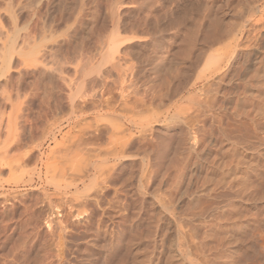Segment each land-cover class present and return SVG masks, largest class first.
<instances>
[{
    "label": "rangeland",
    "instance_id": "obj_1",
    "mask_svg": "<svg viewBox=\"0 0 264 264\" xmlns=\"http://www.w3.org/2000/svg\"><path fill=\"white\" fill-rule=\"evenodd\" d=\"M158 1L0 0V264L212 262L208 217L188 225L184 253L201 202L199 58L254 5Z\"/></svg>",
    "mask_w": 264,
    "mask_h": 264
},
{
    "label": "bare ground",
    "instance_id": "obj_2",
    "mask_svg": "<svg viewBox=\"0 0 264 264\" xmlns=\"http://www.w3.org/2000/svg\"><path fill=\"white\" fill-rule=\"evenodd\" d=\"M170 1H173V0H170ZM245 1L254 5L251 7V5L248 4L251 7V9L249 8L250 11L247 9L248 12L245 11L244 14H239V15L236 14V16L234 15V17L231 19V21H232L231 24L227 20V22L230 24V25H228V27L225 25L226 23H223L225 21H223V22L220 21L221 23L219 25H217L218 28H216L217 30L215 31V34H214L215 36H213L214 40H213L212 46L211 47L206 46L205 49L203 48L202 53H201V49H199L200 50L199 52L201 53V56L199 58L200 59V65H201V68H200L201 74H199V73L198 74L201 77L200 76H197V77L201 79L202 85L201 84L200 85L202 86V88H200L201 91L199 90V96L200 97L199 96L196 97L197 99L198 98L200 99V101H199V99L196 101L197 103L199 102L198 103V108H199L198 111L200 113L199 114L200 119H199V117L197 118V116H198L197 113L195 114L196 115L195 118H197L198 123L200 122L199 124L201 125L200 127L198 126L199 127L198 129H200V133H201V140L199 139L200 140V149H199V152L197 151L198 152L197 153L198 154L197 155L198 156V162L196 161L197 158H195L196 159L195 161L197 163L193 162L195 164L194 171L197 172V174H196V176H194V174H195L194 173L192 176L194 178L195 177L197 178V176H198V181H199L198 186H199L201 193H197L196 195L198 197L199 194H201L200 195L201 205H200V203H198L199 202L198 201L197 203H198V206H200V207H199V209H198V206L195 208V210L196 209H198V210H197V212L194 211V214H192L194 209L191 210L193 206L191 207V209L188 208L191 211L190 210L187 211V213L188 212H190V213H188V215L186 213L187 217L185 216V218L187 219V221L185 223L187 225L186 226V228H187V227H190L188 225L191 223V221H193V219L194 220L196 219L195 222L193 221L194 223H196L197 220H199V219L203 220L204 218H207V217L210 218L208 223L211 224L209 226H211L213 228L214 233H212V234L214 235L213 236L214 237L213 238L214 239L213 240L214 241V247H213V254H212V257H213L212 262L206 263V260L204 262H202L204 260V258H202L203 260L198 262V264H264V0H244V2ZM159 2H162V1L159 0L158 3ZM173 3H175V2H173ZM242 3H243V0H242ZM256 4H259V6L258 5L255 6ZM162 5H164V4H162ZM153 11H154V9H153ZM162 14H163V12H162ZM193 18H194V16H193ZM176 26H177V24H176ZM224 27L225 28L227 27V29H224ZM157 31L158 30H156V32ZM160 32L161 31H158L159 34H160ZM151 33H150V35H151ZM158 33H156V34H158ZM162 38H164L163 35H162ZM154 39H156V38H154ZM157 39H160V38H157ZM190 39H191V37H190ZM119 44H118V46H119ZM159 45L157 43V46H159ZM118 46H117V48H118ZM153 46H154V43H153ZM157 46L155 44V48ZM157 48L160 49L159 47H157ZM114 51H116V49ZM178 52H181V51H178ZM112 55H114V54H112ZM185 55H187V54H185ZM110 57H112V56H110ZM152 57H154V55ZM155 57H156V54H155ZM155 57H154V59L156 61L154 59L153 60L155 62H158L159 59L157 60V57L156 58ZM150 58H151V56H150ZM112 59L114 61L116 58L115 59L112 58ZM148 59H149V57H148ZM148 59L146 61L152 60V59H150V60H148ZM124 60H126V59L124 58ZM175 61H176V59H175ZM115 62H117V60H115ZM176 63H179V61ZM148 65H149V63H148ZM158 65H160L159 62L155 66H158ZM113 66H112V69L117 67L116 65H113ZM158 68L161 69L160 67H157V69L155 68L154 70H158ZM131 69H132V67H131ZM154 70H153V73H154ZM79 71H80V69H79ZM156 73H158V72H156ZM156 73H154V74L156 75ZM79 77H80V75H79ZM154 77H153V79H154ZM149 78L151 79V77H149ZM159 79H160V77H159ZM163 80H164V78H163ZM166 81H165V83H166ZM169 82L170 81H168V85H169ZM165 83H164V85H165ZM162 84H160V85L162 86ZM78 86H79V84H78ZM173 86L175 87V85H173ZM173 86H172V88H173ZM155 87L157 89H159L158 86H155ZM187 87H188V85H187ZM179 88H181V87L180 86L177 88L175 87V88H173V90L175 91L176 89H178V93H181L182 88L181 89H179ZM82 89H85V88L82 87ZM153 89H154V87H153ZM167 89H169V88H167ZM162 91L164 92V90H162ZM166 92H164V94H166V95H164L162 93L163 95L161 94V95H159V97L165 96L168 100V97H171L172 95L169 96L167 90H166ZM192 96L193 95H191L190 97H192ZM151 97L153 100H155L153 98L154 96H151ZM157 97L158 96H156V98ZM172 97H174V96H172ZM159 100L160 99L158 98L157 101H159ZM171 100L172 99H170V101ZM155 101L153 103H155ZM92 103H94V102H92ZM130 103H131V101H130ZM84 104H87V102H85ZM89 105H86L85 107L87 108V107H89ZM106 105H107V102H106ZM147 106H150V105H147ZM187 106H189V105H187ZM115 117H117V116H114V118ZM188 118L193 119V117H188ZM107 119H105V120H107ZM187 120H189V119H187ZM121 123H120V126H121ZM190 123H191V121H190ZM190 123L188 121L187 124H190ZM115 124H117V123H115ZM115 124H114L115 127L113 126L114 128L117 127V125H115ZM191 127H192V125H191ZM104 128H105V125H104ZM88 129H89V127H88ZM99 129H100V127H99ZM107 129H108V127H107ZM195 129H197V128H195ZM196 132H199V131H196ZM196 132H195V134H196ZM110 138H112V137H110ZM110 138H107V139L110 141ZM81 140L82 139L80 138V141ZM103 140H105V139H103ZM113 140H114V138H113ZM75 141L78 143L79 138H78V140H75ZM121 142H124V141L121 140ZM197 142H199V141H197ZM73 143H74V141H73ZM83 143H85V142L83 141ZM83 143L81 141V143L79 142L77 144V146L75 145V143H74V145L79 150L80 146L84 147V145L79 146V144H83ZM123 144L125 145L124 151L126 152V147H127L126 145L128 143H123ZM86 145H88V144H86ZM92 145H96V144L91 143V146ZM113 145H114V143H113ZM113 145H111V146H113ZM124 145H120V146L124 147ZM117 146H116V148H117ZM120 148H121L120 149V152H121L123 149H122V147H120ZM81 149L85 150L84 148H81ZM109 150H110V147H109ZM86 151H88V149ZM86 151H84V152L87 153ZM116 151H117L116 149H113L112 153H114V152L116 153ZM124 151H122V152H124ZM120 152L118 149V153H120ZM82 153H83V151H82ZM106 153L108 155L110 154V156L111 155L113 156V154L111 152H106ZM115 153H114V156H115ZM80 154H78L76 156V159H78L76 161L78 166H80V163H79L80 162V159H79ZM94 154H95V152H94ZM91 155H93V154H91ZM97 155H99V154H97ZM190 155H188V156H190ZM84 156H85V154H84ZM86 156H88V155L86 154ZM118 156H120V154H118ZM118 156H117V158H118ZM122 157H123V155H122ZM86 158H88V157H86ZM113 158H111V159H113ZM191 158H192V155H191ZM191 158L189 161H191ZM76 159L74 158V160H76ZM114 159H116V158H114ZM81 160H82V158H81ZM86 165H89V164H86ZM86 165L84 164V166L82 165L81 167L87 168ZM102 165L104 166V164H102ZM96 166H97V164L94 165L93 167L96 168ZM98 166H99V164H98ZM189 167H190V165H189ZM192 167L193 166H191L190 173L192 172ZM88 168H90V166ZM96 170H97V168H96ZM187 171H189V170H187ZM107 172H106V174H107ZM103 173H105V172H103ZM86 174H88V173H86ZM79 176H80V173H79ZM81 178H83V177H81ZM84 178H85V175H84ZM192 181H194V180H192ZM195 188H197V190H198L197 192H199L198 187L196 186ZM190 191H188V192L190 193ZM186 192H187V190L185 191V193ZM186 196H187V194H186ZM188 197L190 198L189 195H188ZM198 200H199V198H198ZM194 204H195V202H194ZM188 205L190 207V203ZM165 206H166V204H165ZM201 223H205V221H203V222L201 221ZM199 224H200V222H199ZM191 226H193V225H191ZM192 231L190 230V228H187V231H186L185 237H186L187 242H186V247H185L186 250H184V253H186V257L192 256V253H193V251L191 249V245H194V244H191L193 242H191V240H190L192 237L191 236ZM210 231H212V230H210ZM204 235H205V233H204ZM201 240H203V239L201 238ZM203 241H205V240H203ZM202 243H205V242H202ZM198 244H199V242H198Z\"/></svg>",
    "mask_w": 264,
    "mask_h": 264
}]
</instances>
